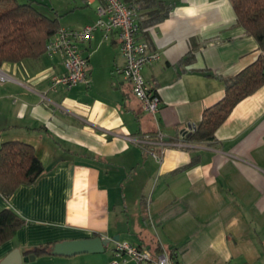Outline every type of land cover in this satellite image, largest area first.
I'll list each match as a JSON object with an SVG mask.
<instances>
[{
  "label": "crops",
  "instance_id": "1",
  "mask_svg": "<svg viewBox=\"0 0 264 264\" xmlns=\"http://www.w3.org/2000/svg\"><path fill=\"white\" fill-rule=\"evenodd\" d=\"M17 1L40 4L67 28L93 24L101 2ZM123 1L136 13L138 39L160 55L142 70L160 100L155 114L121 72L116 32L97 30L81 45L88 86L51 89L64 73L60 57L0 67V147L30 144L44 167L34 184L0 196V211L25 221L0 247V261L14 249L25 257L34 247L101 237L112 259L115 242L127 241L186 264H264V82L214 139L185 137L225 97L228 79L264 64V50L236 23L230 0ZM158 133L161 162L150 155Z\"/></svg>",
  "mask_w": 264,
  "mask_h": 264
},
{
  "label": "trees",
  "instance_id": "2",
  "mask_svg": "<svg viewBox=\"0 0 264 264\" xmlns=\"http://www.w3.org/2000/svg\"><path fill=\"white\" fill-rule=\"evenodd\" d=\"M236 23L246 35L253 37L264 50V0H230ZM40 4L0 0V67L37 60L45 55L47 41L59 30L58 18H50ZM163 14L159 19L165 17ZM264 82V64L256 62L235 77L228 79L226 95L202 119L193 133L185 135L192 141L214 139L216 129L232 109L257 91ZM44 173V167L34 148L22 141L4 142L0 147V196L7 200L21 186L34 184ZM25 224L10 209L0 211V247L12 240ZM54 244L34 247L25 252L36 258L51 255ZM156 253V252H155Z\"/></svg>",
  "mask_w": 264,
  "mask_h": 264
},
{
  "label": "built area",
  "instance_id": "3",
  "mask_svg": "<svg viewBox=\"0 0 264 264\" xmlns=\"http://www.w3.org/2000/svg\"><path fill=\"white\" fill-rule=\"evenodd\" d=\"M96 19L93 24L80 28L60 27L45 46V56L60 57L64 73L52 77L51 89L58 87L70 90L78 85L88 86L90 78L87 71V58L82 55L81 45L92 40L95 31L101 30L106 35L116 32L120 54L124 60L121 70L129 81L134 97L141 103L142 109L155 114L159 109V97L145 81L142 70L160 60V55L149 49L145 41L138 39L140 25L133 8L123 0H101L95 9ZM0 71V79H2ZM143 142V140H137ZM156 148L150 155L158 162L164 153L163 135L158 133L153 141ZM186 264L178 261L176 255L167 251L155 253L150 249L133 245L127 241H116L113 259L109 264ZM229 264V263H224Z\"/></svg>",
  "mask_w": 264,
  "mask_h": 264
},
{
  "label": "water",
  "instance_id": "4",
  "mask_svg": "<svg viewBox=\"0 0 264 264\" xmlns=\"http://www.w3.org/2000/svg\"><path fill=\"white\" fill-rule=\"evenodd\" d=\"M109 242L110 240L102 239L101 237L62 241L53 245L51 254L72 257L80 254L100 253L104 251ZM34 259V255L22 257L21 252L18 249H14L0 261V264H21L23 262L34 261Z\"/></svg>",
  "mask_w": 264,
  "mask_h": 264
},
{
  "label": "rangeland",
  "instance_id": "5",
  "mask_svg": "<svg viewBox=\"0 0 264 264\" xmlns=\"http://www.w3.org/2000/svg\"><path fill=\"white\" fill-rule=\"evenodd\" d=\"M53 2L57 0H52ZM43 12L47 15H51V12L49 10H43ZM111 249L112 244L109 243L107 249L105 252H100L96 254H80L72 257H64V256H56L55 259H61V260H55L53 264H109L112 260L111 256ZM44 256H41L39 258H43ZM23 264H37L36 261H28ZM38 264H42L41 262Z\"/></svg>",
  "mask_w": 264,
  "mask_h": 264
}]
</instances>
